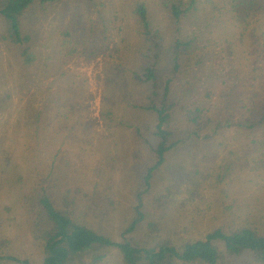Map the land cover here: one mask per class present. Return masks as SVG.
Wrapping results in <instances>:
<instances>
[{
  "label": "rangeland",
  "instance_id": "374dc122",
  "mask_svg": "<svg viewBox=\"0 0 264 264\" xmlns=\"http://www.w3.org/2000/svg\"><path fill=\"white\" fill-rule=\"evenodd\" d=\"M134 1L75 5L66 0L43 14L35 9L32 22L47 68L29 80L21 76L14 55L0 51V94L7 99L0 104V264H25L7 256L44 264L42 246L33 239L22 201L23 193L36 185L35 179L47 186L55 201L61 191L76 186L115 195L114 214L88 222L116 241L133 217L138 179L133 174L137 166L131 127L139 115L129 104L133 97L127 70L136 46L129 27ZM147 1L154 24L170 33V19L158 0ZM74 7L84 28L100 10L115 40L111 56L89 63L77 57L62 60L57 34ZM183 30L196 37L198 54H204V64L193 80L219 84L232 93L230 103L221 99L220 118L239 120L257 112L264 101V11L240 24L230 0H200L197 10L184 20ZM199 146L195 157L176 151L166 157L146 195L147 213H154L153 197L168 188L172 201L162 211L163 231L177 246L217 228L263 229L264 143L251 144L248 130L233 125ZM104 264H121L120 252L111 249Z\"/></svg>",
  "mask_w": 264,
  "mask_h": 264
},
{
  "label": "trees",
  "instance_id": "16d2710c",
  "mask_svg": "<svg viewBox=\"0 0 264 264\" xmlns=\"http://www.w3.org/2000/svg\"><path fill=\"white\" fill-rule=\"evenodd\" d=\"M64 1L0 0V51L14 55L21 76L27 80L47 68L42 64L32 12L37 9L43 14ZM71 1L77 5L93 0ZM199 1L158 0L170 19V33L154 24L150 2L132 3L129 27L136 46L127 70L133 97L129 104L139 115L138 123L131 127L137 166L133 174L138 179L133 191V217L116 241L88 222L114 214L118 207L115 195L96 187L85 190L76 186L61 191L55 201L47 186L35 179L36 185L23 193L22 201L33 239L42 246L44 264H104L111 249L120 252L121 264H264V228H217L177 246L164 234L166 223L161 218L172 201L171 191L164 188L153 197V214L145 209L154 176L171 152L195 157L200 141L233 125L248 130L251 144L264 143V101L257 112L239 120L222 119L221 99L230 103L232 93H226L219 84L209 86L193 80L196 69L204 64V54H198L196 37L184 32L183 23L197 10ZM77 8L70 10L71 18L57 34L62 60L77 57L89 63L111 56L115 40L100 10L97 17H89L84 28ZM230 10L236 22L245 24L250 15L264 11V0H230ZM2 97L0 94V104H5L7 99ZM140 111L146 113L144 121ZM6 259L27 264L12 256Z\"/></svg>",
  "mask_w": 264,
  "mask_h": 264
}]
</instances>
